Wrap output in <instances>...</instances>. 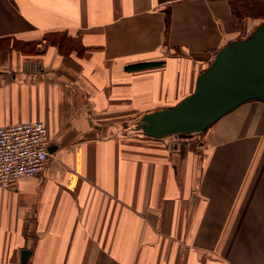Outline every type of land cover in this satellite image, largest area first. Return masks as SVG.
Returning <instances> with one entry per match:
<instances>
[{
	"label": "crops",
	"instance_id": "1",
	"mask_svg": "<svg viewBox=\"0 0 264 264\" xmlns=\"http://www.w3.org/2000/svg\"><path fill=\"white\" fill-rule=\"evenodd\" d=\"M261 21L226 0H0V126L43 121L51 149L0 187V264H264V102L201 134L134 131Z\"/></svg>",
	"mask_w": 264,
	"mask_h": 264
},
{
	"label": "water",
	"instance_id": "2",
	"mask_svg": "<svg viewBox=\"0 0 264 264\" xmlns=\"http://www.w3.org/2000/svg\"><path fill=\"white\" fill-rule=\"evenodd\" d=\"M249 100L264 102V23L246 39L221 48L191 95L176 106L143 115L134 131L153 139L201 134ZM29 254L22 251L21 264Z\"/></svg>",
	"mask_w": 264,
	"mask_h": 264
},
{
	"label": "built area",
	"instance_id": "3",
	"mask_svg": "<svg viewBox=\"0 0 264 264\" xmlns=\"http://www.w3.org/2000/svg\"><path fill=\"white\" fill-rule=\"evenodd\" d=\"M50 136L43 121L0 126V187L39 175L49 161Z\"/></svg>",
	"mask_w": 264,
	"mask_h": 264
},
{
	"label": "trees",
	"instance_id": "4",
	"mask_svg": "<svg viewBox=\"0 0 264 264\" xmlns=\"http://www.w3.org/2000/svg\"><path fill=\"white\" fill-rule=\"evenodd\" d=\"M226 1H228L232 12L238 18L256 17V18H260L262 21L264 20V2L263 1L241 0L245 2V5H242V7L237 5L236 0H226ZM169 22H170V19L167 17V20H166L167 26L169 25ZM262 23H264V21ZM45 37L46 39H49L53 45L58 46L59 51L63 53H66L67 51L73 48H79V46H77L78 45L77 42L71 39L70 37H68L67 34L63 32L49 33ZM8 41H11V40L9 39ZM72 43H75V44H72ZM31 51L34 52V49ZM80 53L82 54L81 51ZM136 67L141 68V66H136Z\"/></svg>",
	"mask_w": 264,
	"mask_h": 264
},
{
	"label": "rangeland",
	"instance_id": "5",
	"mask_svg": "<svg viewBox=\"0 0 264 264\" xmlns=\"http://www.w3.org/2000/svg\"><path fill=\"white\" fill-rule=\"evenodd\" d=\"M236 1H237V5L240 6V7H242V5H245V2H243V1H241V0H236ZM263 21H264V20H263ZM263 21H262V22H263ZM11 44H12L13 46H17V47H19V44H18L16 41H13V42H12V41H8L6 45L9 46V45H11ZM176 136H182V135H176ZM196 136H197V135H196ZM173 137H175V136H173Z\"/></svg>",
	"mask_w": 264,
	"mask_h": 264
}]
</instances>
